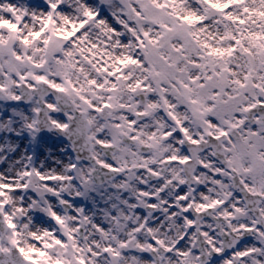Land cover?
I'll return each instance as SVG.
<instances>
[{"label":"clouds","instance_id":"clouds-1","mask_svg":"<svg viewBox=\"0 0 264 264\" xmlns=\"http://www.w3.org/2000/svg\"><path fill=\"white\" fill-rule=\"evenodd\" d=\"M5 20L0 264H264V0Z\"/></svg>","mask_w":264,"mask_h":264},{"label":"snow or ice","instance_id":"snow-or-ice-1","mask_svg":"<svg viewBox=\"0 0 264 264\" xmlns=\"http://www.w3.org/2000/svg\"><path fill=\"white\" fill-rule=\"evenodd\" d=\"M0 23L5 24V25H8L10 28H13V29L16 27V26L13 25V24H9V22H8L7 20H5V21H0ZM34 35H35V36H39L40 34H39V33H35ZM4 187H9V186L5 185ZM0 195H2V194H0Z\"/></svg>","mask_w":264,"mask_h":264}]
</instances>
